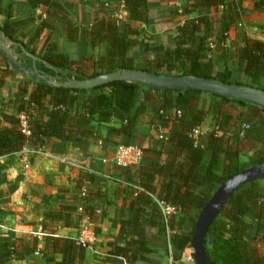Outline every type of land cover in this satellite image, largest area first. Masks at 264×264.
I'll return each mask as SVG.
<instances>
[{
	"label": "trees",
	"instance_id": "1",
	"mask_svg": "<svg viewBox=\"0 0 264 264\" xmlns=\"http://www.w3.org/2000/svg\"><path fill=\"white\" fill-rule=\"evenodd\" d=\"M120 1L127 12L125 19L113 15L116 11L111 0H98L103 13L90 26L82 27L71 20L60 0H25L21 4L10 1L5 6L0 0V14L5 15L0 28L8 40L41 57L47 65L37 62L39 71L56 80L143 69L157 74L217 78L264 90V41L247 36L244 29L240 43L230 54L221 52L229 54L237 76L215 69L212 49H224L229 29L239 28L245 13L233 0H177L174 13L186 19L176 23L171 45L145 43L142 27L133 25L148 23L149 0H116ZM253 9L264 11V0H255ZM60 20L65 24L67 40L104 43L108 53L79 58L59 50ZM212 30L215 35L210 41L207 31ZM137 46H142L140 52L133 50ZM14 48L21 54L20 61L29 65L30 59L22 55L20 47ZM3 60L0 86L7 74L13 73L14 77L20 73L23 78L18 79L13 96L3 101L0 156L20 151L25 145L48 146L55 153H63L67 144L86 149L96 139L97 123H111L107 125L106 142L116 136L120 137L118 144L140 149L137 165L115 164L122 173L134 172V177L125 176L130 183L125 201L119 206L118 235L109 243L106 257L113 264H134L153 251L146 226L156 228L166 255L181 260L190 246L197 214L213 190L226 178L264 161V108L259 105L191 89H152L129 81L88 89L68 88L22 73L4 55ZM90 60L101 71L88 73ZM20 114L25 116L28 134L22 130ZM147 114L146 124L155 132L143 135L139 123ZM207 117L216 127L201 130L193 137V130L200 128ZM245 124L248 127H243ZM160 129L165 132L161 134ZM100 179L83 171L72 189H57V203L42 213L43 248L36 237L0 235V264L35 252L46 264H81L84 248L77 245L75 238L58 236L56 232L58 227L78 228L84 217L96 219L95 205L90 201L101 196ZM157 200L174 204L180 211L165 221ZM252 225L254 235L249 232ZM206 249L214 264H264V178L242 184L231 195L209 226Z\"/></svg>",
	"mask_w": 264,
	"mask_h": 264
},
{
	"label": "crops",
	"instance_id": "2",
	"mask_svg": "<svg viewBox=\"0 0 264 264\" xmlns=\"http://www.w3.org/2000/svg\"><path fill=\"white\" fill-rule=\"evenodd\" d=\"M14 1L18 4L25 0H3L5 6L8 2ZM69 11L71 20L79 26H90L96 16L101 13L98 0H60ZM113 2L115 13L113 15L125 19L127 12L124 9L122 1ZM177 0H149L150 16L148 23L134 22L133 25L142 27L143 41L148 44L162 43L171 45L177 22H183L186 16L174 13V5ZM239 4L245 13L243 18L236 26H232L228 31L227 38L223 41L224 49H212V58L215 61V69L218 72H224L230 69L231 59L230 51L234 49L236 43H240L242 29L245 34L251 38L264 41V11L253 9L255 0H233ZM17 4V5H18ZM39 12V10H36ZM1 20L5 19L4 14H0ZM2 23V21H0ZM65 24L60 20L57 23V38L59 50L67 53L70 57H88L97 58L100 55L108 53V46L104 43L93 45L83 41H69L64 35ZM210 41L214 38L215 30L207 31ZM142 46H137L133 50L140 52ZM227 51L229 54L222 58L221 52ZM144 57H150L149 53H143ZM228 58V60H227ZM22 60V57H20ZM25 59V58H24ZM224 59V60H223ZM227 61H226V60ZM8 61V60H7ZM220 63L227 65L219 66ZM5 66L3 53L0 51V68ZM88 73L92 71H101V68L92 61L87 62ZM229 72V71H228ZM19 74V73H18ZM13 73L5 75V83L0 86V127L3 126V101L12 97L17 89L15 76ZM22 75L20 76V79ZM0 80L3 81V73H0ZM18 80V79H17ZM10 86V89H6ZM205 108L208 107L209 97H205ZM5 109V108H4ZM6 110V109H5ZM149 120V114L140 118L139 131L143 135L154 133L153 127L146 124ZM114 123V122H112ZM111 123H97L95 129L96 139L88 143L86 149L67 144L63 153L69 159L83 164L87 170H80L75 166L62 164L54 159L48 158L38 152L40 147L33 148L25 145L20 151L0 156V235L6 236L13 233L15 236L36 237L38 245L43 248L44 234L40 233L42 228L40 222L42 213L57 202L54 198L59 187H68L72 189L77 183L80 173L90 172L99 176V191L101 196L94 198L92 204L95 205V218L91 220V230L94 241L84 249L81 264H113L106 260L110 249L109 243L114 242L118 235V214L120 205L125 201L130 182L125 180V176H133L128 171L122 173L121 169L115 165L113 154L119 143L120 137H112V142H106L107 125ZM216 127L210 117L205 118L200 129H212ZM165 131L160 129V133ZM50 150L48 146L45 147ZM51 151V150H50ZM55 153V152H54ZM252 153V152H249ZM29 164L25 167V164ZM137 165V164H136ZM110 175L108 178L105 175ZM134 177V176H133ZM133 187V186H132ZM119 207V208H118ZM82 211V208H80ZM124 210L123 214L126 215ZM101 214V215H100ZM99 215V216H98ZM90 227V226H89ZM79 231L78 228L58 227L56 234L58 236L75 238ZM146 235L151 240L153 251L145 254L146 259L138 260L134 264H194L182 260H173L171 256L165 254L163 239L158 236L156 228L146 226ZM251 235L255 234V226L249 229ZM59 259V256H56ZM30 261V263H29ZM6 264H46L40 253L35 252L24 259L11 260Z\"/></svg>",
	"mask_w": 264,
	"mask_h": 264
},
{
	"label": "water",
	"instance_id": "3",
	"mask_svg": "<svg viewBox=\"0 0 264 264\" xmlns=\"http://www.w3.org/2000/svg\"><path fill=\"white\" fill-rule=\"evenodd\" d=\"M20 47L22 55L30 59V64L20 61L21 54L15 51ZM0 51L15 68L29 76H36L48 83L74 89H88L106 85L114 81L137 82L152 89L172 90H197L203 93L228 97L256 104L264 108V90L246 84L225 82L217 78H205L195 75H174L164 73H151L143 69H123L105 71L84 78L66 77L56 80L53 76L42 73L37 67V62H46L39 56L29 53L22 44L10 41L0 28ZM143 93H141V97ZM264 178V161L249 166L236 174L226 178L218 185L199 210L194 222L190 240L194 264H214L206 249V240L210 224L224 207L231 195L247 182ZM121 264H126L122 262Z\"/></svg>",
	"mask_w": 264,
	"mask_h": 264
},
{
	"label": "built area",
	"instance_id": "4",
	"mask_svg": "<svg viewBox=\"0 0 264 264\" xmlns=\"http://www.w3.org/2000/svg\"><path fill=\"white\" fill-rule=\"evenodd\" d=\"M210 47H213V42L209 43ZM179 113V111H178ZM21 118V123L23 126V132L26 134L29 133V130H27V125H26V119L23 114H20ZM243 127H248V125H243ZM201 132L200 128H195L192 132L193 137H197V135ZM242 135V133H240ZM38 152L48 158L54 159L62 164L65 165H70V166H75L79 168L80 170H87V167H85L83 164L75 162L71 159H69L66 155L64 154H58L54 153L50 150H47L45 147H40ZM141 157V151L140 149L135 146V145H125V144H118L115 148L114 154H113V160L115 164L120 165V166H130V165H136L139 163ZM28 163L25 164V167H28ZM108 178H112L110 175H105ZM137 190H142L139 186H133ZM85 194V190L81 189V195ZM157 203L160 207V211L162 213V216L165 221H167L170 217L173 215H176L179 211L180 208L174 204L167 203L161 200H157ZM90 226V227H89ZM168 232H172V230H168ZM40 233L45 234V230L42 228L40 229ZM93 233L91 230V220H89L87 217H84L81 221V225L79 226V231L75 237V241L77 245L83 247L84 249L89 247L91 243L94 241L93 240ZM182 260L188 263H193V253L191 250V246L187 247L184 251V254L182 256Z\"/></svg>",
	"mask_w": 264,
	"mask_h": 264
},
{
	"label": "rangeland",
	"instance_id": "5",
	"mask_svg": "<svg viewBox=\"0 0 264 264\" xmlns=\"http://www.w3.org/2000/svg\"><path fill=\"white\" fill-rule=\"evenodd\" d=\"M2 18H0V21H3V20H1ZM16 51V50H15ZM221 56H222V58L224 57V56H227V54H221ZM224 60V59H223ZM226 60V59H225ZM227 60H228V58H227ZM226 60V61H227ZM223 65H227V64H225V63H223ZM222 65V63H220V65L219 66H223ZM228 66V65H227ZM230 69L229 70H227L226 69V71L228 72L229 71V74H230V76H234V77H236L237 76V73L235 72V70H234V68H233V66H232V63H230ZM7 75H9V74H7ZM20 76H21V74L19 73H17V78H16V80H13L14 82H17L18 80L17 79H20ZM23 78V77H22ZM11 87L10 86H8L6 89H10ZM6 109V108H5ZM8 109V108H7Z\"/></svg>",
	"mask_w": 264,
	"mask_h": 264
}]
</instances>
